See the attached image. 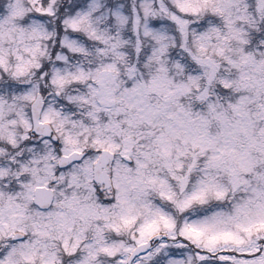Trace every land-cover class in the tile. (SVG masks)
<instances>
[{
  "label": "snow or ice",
  "instance_id": "obj_1",
  "mask_svg": "<svg viewBox=\"0 0 264 264\" xmlns=\"http://www.w3.org/2000/svg\"><path fill=\"white\" fill-rule=\"evenodd\" d=\"M0 264H264V0H0Z\"/></svg>",
  "mask_w": 264,
  "mask_h": 264
}]
</instances>
